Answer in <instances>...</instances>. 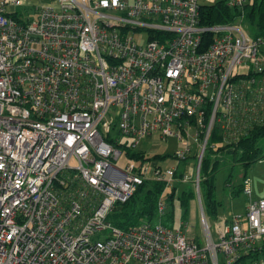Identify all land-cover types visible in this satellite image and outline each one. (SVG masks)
<instances>
[{"label": "built area", "instance_id": "built-area-1", "mask_svg": "<svg viewBox=\"0 0 264 264\" xmlns=\"http://www.w3.org/2000/svg\"><path fill=\"white\" fill-rule=\"evenodd\" d=\"M217 1L0 0V264H264V197L247 177L243 211L214 227L203 211V244L107 220L145 183L193 182L201 196L214 134L225 145L264 122V35L238 24L254 0H224L236 19L201 24ZM154 135L183 143L178 165L127 153Z\"/></svg>", "mask_w": 264, "mask_h": 264}, {"label": "rangeland", "instance_id": "rangeland-1", "mask_svg": "<svg viewBox=\"0 0 264 264\" xmlns=\"http://www.w3.org/2000/svg\"><path fill=\"white\" fill-rule=\"evenodd\" d=\"M238 24L255 36L256 28L249 24L246 19L238 20ZM132 34L137 41H145L146 34H144V32H132ZM248 70H250V66L239 65L235 72L245 73L248 72ZM259 145L262 152H264V138L259 141ZM182 147L183 143L175 137L169 138L168 140H161L158 135H154L150 141L143 139L137 147H130V149L133 151H145L148 154L152 150L158 148L161 155H168L165 160L160 162L162 168L166 169L178 165L174 153L178 148L180 149ZM193 147L196 149L195 145ZM217 147L218 145L214 150H216ZM207 156L210 168L218 160L214 174L212 175V182L214 183L212 198L217 202L216 213L211 212L207 199V185L205 182H202V187H200L201 196H199V192L193 182H182L176 183L177 189L172 197L166 198L167 196L165 195V214L159 216L157 212L155 217L150 220L152 223L162 222L163 225L173 228L182 227L188 237L195 239L200 244H203L205 241L204 225L202 223L203 211L209 224L214 227V220L218 217L224 216L227 218L230 217L232 213L244 210V206L248 203L249 199V196H247L242 189V184L246 177L251 179L253 198L258 199L264 197V159L252 165H245L241 162L234 161L235 155L232 153L221 156L218 153H211L210 149L207 151ZM131 162L132 160L124 155L115 163L118 166L125 167ZM196 162V157H190L187 161H182L179 168L184 169L187 164L196 167ZM72 164L75 165L76 161H72ZM185 189L193 190L194 194H184L183 190ZM165 192L168 194V192H171V189H166ZM123 212L124 209L122 205L116 203L108 215L107 220L114 226L122 228L119 222L124 221L121 217ZM144 220L147 219L142 218L136 222L135 225ZM126 224L127 226L132 225V223ZM96 238L101 237L97 236L95 239Z\"/></svg>", "mask_w": 264, "mask_h": 264}, {"label": "trees", "instance_id": "trees-1", "mask_svg": "<svg viewBox=\"0 0 264 264\" xmlns=\"http://www.w3.org/2000/svg\"><path fill=\"white\" fill-rule=\"evenodd\" d=\"M245 19L256 28L255 35H264V0H254L252 4H247L244 8ZM241 13L239 8L230 7L226 1L218 0L214 4L202 5L200 10V23L203 25H210L216 23L231 22ZM264 138V122L259 125H255L250 133L242 140L235 142H228L223 145V141L217 134L210 140L209 146L206 150L205 156L201 165V180L207 185L208 203L211 208V212L216 213L217 202L212 198L214 183L212 182V175L214 174L218 160L210 168L207 151L210 149L211 153H218L223 156L227 153H232L234 161L241 162L245 165H252L253 163L264 158V152L259 145V141ZM218 145L217 149L216 146ZM127 153L133 158L142 159H160L165 160L168 155H161L160 153L146 156L145 151H133L129 147L126 149ZM177 185L173 186L171 192L166 194V198H170L174 195ZM165 191V184L161 182L145 183L139 186L137 191L131 196L129 200L122 205L124 212L121 217L123 222H119L122 228H130L135 225L140 219L144 218L151 220L157 213L158 201L160 196ZM183 193L189 195L194 194L193 190H183ZM166 200V199H165ZM137 220V221H134ZM125 222V223H124ZM126 223L132 225L127 226Z\"/></svg>", "mask_w": 264, "mask_h": 264}, {"label": "crops", "instance_id": "crops-1", "mask_svg": "<svg viewBox=\"0 0 264 264\" xmlns=\"http://www.w3.org/2000/svg\"><path fill=\"white\" fill-rule=\"evenodd\" d=\"M146 140L150 141L151 139H146ZM140 151H141V150H140ZM156 153H159L158 148L155 149V150H152V151H151L150 153H148V154L153 155V154H156ZM157 160L160 161V162L163 161V160H160V159H157ZM188 166H193V165H189V164H187L185 168H187ZM185 168H184V169H185ZM184 169H181V170L183 171ZM248 201H249V199H248ZM245 207H246V205L244 206V209H245Z\"/></svg>", "mask_w": 264, "mask_h": 264}]
</instances>
